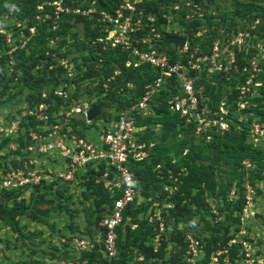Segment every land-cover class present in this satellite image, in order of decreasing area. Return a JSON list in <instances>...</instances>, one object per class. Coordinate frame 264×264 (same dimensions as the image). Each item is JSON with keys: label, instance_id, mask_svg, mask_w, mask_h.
Returning a JSON list of instances; mask_svg holds the SVG:
<instances>
[{"label": "built area", "instance_id": "obj_1", "mask_svg": "<svg viewBox=\"0 0 264 264\" xmlns=\"http://www.w3.org/2000/svg\"><path fill=\"white\" fill-rule=\"evenodd\" d=\"M139 2L140 0H119L117 7L108 12L97 9L94 2L84 7L78 0H42L38 10L43 11L48 6L51 11L36 17L41 21L51 19L52 30L59 27L65 16L93 19L101 35L91 41L92 45L100 44L103 50L112 48L128 53L131 59L126 61V67H151L157 77L145 86L144 94L136 104L120 111L112 121L106 122L99 117L88 121L87 112L102 99L103 94L71 99V93L75 90V84L72 83L69 86H52L49 91L41 93L39 103L32 107L25 106L22 117L35 120V127L20 129V120L7 122L5 125L0 123V136L11 139L4 149L5 152L0 154L3 157L2 164L6 163L5 168H0V191H20L23 195H30L35 186L42 184L57 182L58 187L63 184L68 187L78 186L88 168H91L99 173L94 178L95 183L101 184L111 195L119 194L113 200L108 214L94 226L92 236H81L71 243L81 254H91L98 248L103 259L108 262L118 254L116 230L122 222L124 209L130 204H140L141 194L136 188L135 176L128 163L131 160L139 162L145 159L149 147L138 142V135L145 127H137L135 117L152 116L154 96L167 83L177 89V93L166 100L168 111L178 114L185 127L191 128L195 136L206 140H210L213 135L223 136L230 131L231 123L236 119L238 123H245L248 143L254 148H264V121H259L253 112H245L256 107V103L248 101L253 96L249 86L252 84L259 88L262 84L259 78L263 73L264 50L261 51L259 44L249 47L248 42H245L249 35L239 32L237 37L230 40L215 41L205 52L200 51L198 44L190 49L187 36L180 35L174 29L171 15L164 12L160 17L144 15L142 11L136 10ZM195 6L193 5L194 8ZM178 10V6L173 7V11ZM7 18L8 15L0 16V37L6 44H10L11 35L1 21ZM28 31L34 34L35 28L29 27ZM196 35L201 36V33L197 32ZM165 36H185L186 42L183 46H168L166 49L172 53L160 51L158 48ZM57 41L58 37H55L49 44ZM46 56L54 58L56 55L47 51ZM57 66L62 69L65 79H74L76 71L70 59H58ZM217 74L222 75L226 82L232 78L244 79L235 88L238 95L233 109H230L225 100L218 105H211V99L204 94V85L214 86L216 82L212 80V76ZM96 84L98 85L95 83V86ZM102 87L105 89L106 84H102ZM127 87L130 88V85ZM49 94L58 98L59 103L54 98L48 100ZM72 120L85 122L86 128L82 125L76 126L85 137L72 132ZM91 129L98 131L95 140L88 134ZM233 129L240 131L242 126L237 124ZM23 133L27 134L23 140H28V143L25 141L21 146L19 137ZM242 166L247 169L251 164L246 160L242 162ZM156 170L160 175L159 165ZM168 178L171 180L170 185L164 190L172 194L177 189L178 179L171 170L168 171ZM253 207L252 197L246 195L240 215V236L247 233L244 224L254 217ZM160 229L163 230L162 224ZM187 239L189 243L183 256L187 262H194L202 251V245L190 236ZM256 242L237 240L233 235L225 245L215 251L211 259L219 264H264V246L259 249ZM234 247L237 248V253L231 257ZM60 264L90 263L87 258L81 259L77 256V260L67 259Z\"/></svg>", "mask_w": 264, "mask_h": 264}, {"label": "trees", "instance_id": "obj_2", "mask_svg": "<svg viewBox=\"0 0 264 264\" xmlns=\"http://www.w3.org/2000/svg\"><path fill=\"white\" fill-rule=\"evenodd\" d=\"M78 1L84 7L94 2L97 9L108 12H112L119 4V0ZM190 1H192L193 6L197 2L199 4L201 0ZM231 1L236 19L243 20L251 15V19L254 20L259 17L262 19V24L264 23V0H262L263 3L256 2L255 0ZM41 2L42 0H0V14L7 11L8 6L14 5L16 8L20 6L17 13L18 19L26 20L27 28H35V35L29 39L28 43L30 42L31 44L28 45V48L18 49L13 53V60L14 62L16 61L14 64L10 65L11 60L9 55L3 54L0 57V77L6 80L3 89L0 91V97L6 95L5 99L10 101L11 97L8 95L6 89H8L9 85H20V94L24 90L27 91L25 106L32 107L41 101V93L47 90L49 84H52V86H69L72 83L79 85L86 81L92 84L98 83L96 95L103 94L102 99L98 103H107L109 109H114L116 113L136 104L142 98L145 86L157 77L155 71L147 65H140L135 68L132 66L126 67V61L131 59L128 53L112 48L103 50L100 44L92 45L91 41L101 35L93 19L79 16H65L63 17V22L59 23V27L56 30H52L51 19H45V21L36 19L38 15L51 11V7L48 6H45L43 11L38 10ZM176 3H179V0H140L136 4V10L137 12L142 11L144 15H156L160 17L163 13L161 12L163 10L162 7H173ZM184 9L185 7H183ZM207 20L208 24H213L210 17H207ZM218 20L219 22L209 28V33L201 34V36L196 35L199 30L196 23H193L191 27H186L187 29H191L190 32L184 34L187 36L190 49H193L198 44L200 51L205 52L215 41H225L228 39V31L220 34L221 32L216 28L218 24L223 22V17H220ZM27 28H25L24 32L29 34ZM75 29L79 31H74ZM233 32L238 31L235 30ZM179 34L181 35L182 33ZM55 37H58V41L56 49H52L49 42ZM258 38H260V35ZM2 39L0 37V48L5 46ZM64 46L66 48L62 51L61 49ZM6 49L7 47H4V50ZM158 49L172 53L166 48L159 47ZM47 51H56L58 59H70L76 71L72 81L65 79L62 69L57 66V59H51L49 56H46ZM37 65L41 68H37ZM35 66L37 70H35ZM10 68H13L11 73H9ZM115 72L118 73L115 74ZM212 80L216 82L214 86H209L202 81L205 84L204 94L211 99V105H218L222 100H225L230 109H233L235 106L234 101L237 100L238 95L235 88L243 83V77L232 78L229 82H226L222 75L217 74L212 76ZM260 80H262V86L259 87V90L262 89L264 93V73L261 74ZM102 84H106L105 89L102 87ZM169 84L167 83L155 94L152 104V116L146 118L135 117L136 126L145 127V130L138 135V142L146 144L149 150L148 156L145 159L139 162L131 160L128 166L135 176L136 188L140 191L141 196H145L147 192L152 191H159L161 192L160 195L164 196V186L170 185L171 181L168 178V171L171 170L177 176V189L171 197L174 207L168 210L167 218L171 219L173 223V229L169 231V239L174 244L180 245L177 254L179 253V258H181L188 245L185 237L188 231H184L183 229L182 232L175 226L179 222L184 223L185 227L189 229L195 226V224H192L193 217L195 215L202 217L203 212L208 211L205 194L207 192H209L208 194H213L217 186L220 193L224 191L222 184L219 185L217 183L216 176L225 173L234 176L236 170L242 166L243 161L247 160L252 166H256L251 172L253 179L264 180V174H262L264 172V148H254L248 143L245 123H238L236 119H233L230 131L223 136L213 135L210 140L195 136L191 128L185 127L183 119L178 114L168 111L166 100L177 93V89ZM127 85H130V88ZM86 93L90 94V91L86 90ZM90 95H82L78 89H75L71 93V99H77L80 96L89 97ZM94 95L91 97H94ZM53 98L56 99V103H59L58 98L49 94L48 100ZM251 101L256 103V107H251V109L245 112H253L259 121H264V99L256 95L252 97ZM116 117L117 115L112 116L107 110H103L99 118H103L106 122H109ZM251 120L252 118L250 117L249 121ZM70 124L74 134L85 137L82 131L76 129L77 125H82L86 128L83 120H72ZM237 124L242 126V130L235 131L233 129ZM35 125V120L23 117L20 129L27 130L28 127H35ZM26 136L27 134L23 133L19 137L21 146L26 143L25 141L28 143V140H23V137ZM10 141V137L1 135L0 150L5 149ZM2 158L0 156V168H5L6 163L2 164ZM158 165L160 166V175L156 170V166ZM100 168L102 170L103 165ZM97 174L99 173L88 168L85 176L82 177L83 181L79 185L82 187L86 186L93 196L98 197L96 205L101 211L102 206L105 208V213L102 216L104 217L111 209L113 200L119 194L111 195L103 189L101 184L95 183L94 178ZM231 183V180L227 181L229 186ZM251 183L254 184L253 182ZM58 185L59 183L54 182L50 185L42 184L35 186L29 200L25 199L23 193L20 191L1 190L0 217L9 220L15 225L13 220L18 216L27 217L45 213L46 211L42 212L36 209L35 204L39 200H45L46 195L44 194L50 193L53 188L57 187V190L64 191L68 187L65 184L60 187ZM241 188V192L243 193L244 187ZM34 201L35 204H33ZM47 201L50 200L48 199ZM191 206L194 207V211L191 210ZM243 206L244 199L241 194L240 198L232 203V207L238 212L236 224H238V216ZM145 209L146 207H141L140 204H130L124 209L122 222L116 230L118 254L115 259L111 262L103 259L101 252L97 248L93 253L83 255L88 258V262L90 264H128L134 257H142V260L135 261L134 264H166V261L162 260L165 242L163 240L160 241V246L155 249L151 241H147L144 236V229L147 227L148 222L146 219L141 220V215ZM30 219L35 220L33 217ZM165 226H168L167 222ZM220 226L223 227L225 224ZM238 229L237 226L236 230ZM157 231L155 229V232ZM228 238L230 237H226L224 240L210 238L205 241L201 239L202 243H204L205 251L202 263L207 264L209 255L220 248V246H217L218 242L225 243ZM133 251H135L134 254ZM235 252H237L236 247L231 250V257L234 256ZM25 264H35V262H26ZM182 264L185 263L183 262Z\"/></svg>", "mask_w": 264, "mask_h": 264}, {"label": "rangeland", "instance_id": "obj_3", "mask_svg": "<svg viewBox=\"0 0 264 264\" xmlns=\"http://www.w3.org/2000/svg\"><path fill=\"white\" fill-rule=\"evenodd\" d=\"M255 1L263 3L262 0ZM193 5H196L195 8L192 6V1L190 0H179V3L174 5L179 7L178 11H173L174 6H164L162 7L163 10L161 12L173 17L174 29L182 34L190 32L191 29L187 28L188 26L191 27L193 23L197 24L199 28L198 33H209V28L219 22L218 19L220 17H223V22L216 26L218 31L221 32L220 34L228 31V40H230L233 37H237V33L239 32L243 35L247 33L249 36L247 41L245 39V42H248L249 47H255L256 44H259L261 51L264 50V23L262 24V19L259 17L253 20L251 19V15H249L243 20L236 19L233 13L231 0H201L199 1V4L197 2V4L195 3ZM8 7V10L1 13L0 16L8 15L9 17L6 20L2 19L1 21L3 25H5L7 33L11 35V42L10 44H6L3 41L5 45L4 47H7V49L4 50V47L0 48V57L3 54L9 55L11 60L10 65H12L16 62L13 60V53L18 49L28 48V45L31 44L30 42L28 43V41L35 35V33L31 34L28 31L29 34H26L24 32L25 28H27V21L20 20L17 17L20 6H17L18 8L14 5ZM183 7H185L184 10ZM10 12H12L11 15ZM207 17L212 19L213 24H208ZM17 25L19 26L17 27ZM28 29L29 28H27V30ZM235 30L238 32L234 33L233 31ZM74 31L78 32L79 30L75 29ZM259 35L260 38H258ZM56 45L57 42H54L53 44H50V48L56 49ZM65 48L66 46L61 50L63 51ZM54 54L56 56L51 59H57L58 61L56 51ZM247 59L250 60L248 56ZM37 68L41 67L38 66ZM262 68L264 73V62L262 63ZM35 70H37L36 66ZM12 71L13 68H10L9 73ZM260 81L262 83V80ZM5 83V78L2 79L0 77V91L3 89ZM77 85L78 84H75V89H78L82 95L91 94L89 97L94 94L96 95L98 90L97 84L95 86V83L92 84L85 81L78 86ZM51 87L52 84H49L45 91H49ZM249 87L252 92L251 95H253L250 96V100L248 99L249 102H252V97L256 95H259L264 99L262 89L259 90V88L253 87L252 84ZM20 89V85H9L6 90L8 95H10L11 100L7 101L5 99L6 95L0 97L1 124L5 125L7 122L21 121L23 118V112L26 110L25 96L27 91L24 90L20 94ZM68 89L70 88L68 87ZM86 90L90 91V94H87ZM104 110H107L112 116L118 114L114 109H109V107ZM88 134L92 140H95L98 131L91 129ZM3 151L4 149L0 150V154L3 153ZM255 167L251 165V167L245 169L241 166L236 170L234 176L229 173L216 176L217 183L219 185L222 184V188L224 189L223 193L219 192V187L217 186L213 194H208L209 192L205 194V202L208 204V211L203 212L202 217L199 215L193 217L195 226L189 229L186 228L182 222H179L175 226L182 232L183 229L184 231H188L185 234L187 243H189L187 236H190L198 240L202 245V251L197 258H195L196 260L194 262H187L183 254L181 255V258H179V253L177 254V252L180 249V245L174 244L169 239V231L173 229V223L171 219L167 218V216L168 210L174 207V202L171 198L174 192L169 194V191L164 190L165 195L162 196L160 195L161 192L152 191L147 192L145 196H141L140 205L141 207H146L141 215V220L146 219L148 222L147 227L144 229V236L147 241H151L154 247L157 245L155 249L160 246V241L163 240L165 242L162 260L166 261V264H182L183 262L185 264H203L202 262L205 256V251L204 243H202L201 239L205 241L210 238L224 240L226 237L231 238L234 235L237 240L245 239L257 241L256 246L259 249L264 246V180L253 179L251 172ZM262 174H264V172H262ZM228 180L232 181L230 186L227 184ZM168 186L169 185H165L164 188L167 189ZM241 187H244L243 193L241 192ZM57 189V187L53 188L50 193L44 194L46 195L45 200H39L37 204H35V201L33 202V204L36 205V209L42 212L46 211L41 215L34 214L35 216L27 217L18 216L13 220L15 225L9 220L0 217V264H25L26 262H35V264H60L67 259L77 260V256L81 257V259L87 258L83 256L84 254L77 252L71 243L81 236L89 238L92 236L96 221L103 216L105 208L102 206V211L98 209L96 205L98 197L93 196L86 186L82 187L78 184V186H69L64 191ZM240 193L243 195L244 202L246 195L252 197L255 213L253 218L245 222L244 225L247 233L243 236H240L238 233L242 227V225H240L241 212L238 216V224H236L238 212L232 207V203L240 198ZM30 195L24 194L23 197L29 200ZM48 199L51 202L47 201ZM191 210L194 211L193 206H191ZM31 217L35 220H31ZM166 222L168 223L167 227L165 226ZM160 224L163 225L162 231L160 229ZM224 224L225 226H220ZM237 226L239 228L238 230H236ZM155 229L158 231L155 232ZM230 238H228V240ZM226 242H218L217 246H220L221 248ZM134 252L135 251H133V254ZM214 253L215 251L209 255L207 264H219L211 259L215 255ZM236 253L237 252H235V255ZM139 258L140 257H134L128 264H134Z\"/></svg>", "mask_w": 264, "mask_h": 264}, {"label": "water", "instance_id": "obj_4", "mask_svg": "<svg viewBox=\"0 0 264 264\" xmlns=\"http://www.w3.org/2000/svg\"><path fill=\"white\" fill-rule=\"evenodd\" d=\"M186 42L185 36H165L160 43L161 48H167L170 45L173 46H183ZM108 107V104L105 102H100L93 105L86 114L88 121H93L102 115L104 109Z\"/></svg>", "mask_w": 264, "mask_h": 264}, {"label": "clouds", "instance_id": "obj_5", "mask_svg": "<svg viewBox=\"0 0 264 264\" xmlns=\"http://www.w3.org/2000/svg\"><path fill=\"white\" fill-rule=\"evenodd\" d=\"M192 224L194 225L195 224V221H193Z\"/></svg>", "mask_w": 264, "mask_h": 264}]
</instances>
